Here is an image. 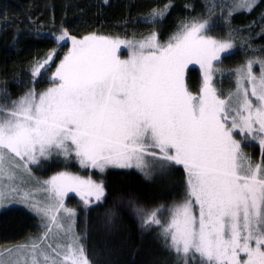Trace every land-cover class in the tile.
Wrapping results in <instances>:
<instances>
[{"label":"snow or ice","instance_id":"1","mask_svg":"<svg viewBox=\"0 0 264 264\" xmlns=\"http://www.w3.org/2000/svg\"><path fill=\"white\" fill-rule=\"evenodd\" d=\"M169 7L153 9L151 16L163 17ZM237 7L251 10L252 0ZM206 27L207 21L184 23L166 45L155 33L140 40L70 37L72 47L52 74L53 87L30 89L10 105L0 104V201L20 194L31 199L23 190L24 174L30 177L29 165L53 152L74 154L81 167L101 172L109 166L144 169L150 156L161 170L179 165L186 173L183 201L136 209L144 225L160 229L178 264H190L189 258L197 264V257L198 264H264V163L253 164L234 135L258 140L264 150V61L237 68L235 91L221 98L213 86V62L233 44L203 35ZM54 39L59 45L68 33ZM121 45L129 49L124 60L117 56ZM56 54L52 49L33 68L34 79ZM193 62L203 71L198 95L185 84V69ZM254 63L261 65L259 75ZM42 184L46 202L32 207L48 221L46 231L20 246V259L11 264H90L79 238L71 236L75 212L63 197L86 189L99 201L103 184L66 171ZM53 229L57 239L61 233L65 239L54 248L48 244L49 252L42 245Z\"/></svg>","mask_w":264,"mask_h":264},{"label":"trees","instance_id":"2","mask_svg":"<svg viewBox=\"0 0 264 264\" xmlns=\"http://www.w3.org/2000/svg\"><path fill=\"white\" fill-rule=\"evenodd\" d=\"M239 2L243 0H0V104L10 105L30 89L40 93L54 85L52 74L70 47L69 42L58 45L54 37L65 31L76 39L95 34L140 40L155 33L166 45L184 23L207 21L208 36L234 46L216 63L219 74L227 71L224 67L236 70L250 59L264 60V0H252L251 10L238 8ZM166 4L170 5L166 14L153 19L152 10ZM54 48V61L34 79L33 68ZM186 79L190 90L200 86L197 70L190 68ZM50 170L40 176L78 168L72 164ZM182 175L177 167L168 181H146L133 169H110L102 180L101 200L86 208L74 195L68 196L90 264H178L160 229L142 226L136 209L169 208L181 202L177 195L185 185ZM37 230V218L28 211L20 207L0 211V249L22 243Z\"/></svg>","mask_w":264,"mask_h":264},{"label":"rangeland","instance_id":"3","mask_svg":"<svg viewBox=\"0 0 264 264\" xmlns=\"http://www.w3.org/2000/svg\"><path fill=\"white\" fill-rule=\"evenodd\" d=\"M239 4H241V3L240 2L237 3V5H239ZM201 22H204V21H201ZM203 35L208 36L206 34V30L204 31ZM86 36H89V35H86ZM68 37H69V39H66L65 41H62V42H69V44H70L69 49H70L72 47V42H71L70 37H72V36L68 35ZM80 39H83V38H80ZM113 39H116V38H113ZM119 39H121V38H119ZM121 40H126V39H121ZM68 50H67V53H68ZM233 50H234V46L229 51L221 53L220 59L223 56L233 52ZM117 56L121 60L127 59L129 56V49L127 47H125L124 45H121V47L119 49H117ZM220 59L218 61L213 62L214 69H218L215 65L217 62L220 61ZM250 60L264 61V60L258 59V58H253ZM247 62L248 61H246L243 65H246ZM190 68H193L199 72L201 81H200V86H198L196 89L195 88L191 89V90L189 88L188 89L191 93H193V95H198L200 92V89L202 87V84H203V71L200 68L199 64H197L195 62L190 63L188 65V67L185 69V73H184L186 86L188 84L186 76H187V72ZM224 68L227 71L223 70L219 74V70H218V71H215L213 73V86L221 94V98L226 99L230 92L235 91L236 73H235V69H231L229 67H224ZM260 71H261L260 63H254L253 64V73L255 75H259ZM215 80H216V82H215ZM53 86H51V87H53ZM234 135H235L236 139L242 140V150L245 154H247L251 158V161L253 164L264 163V150L261 149L258 140L257 141H251L250 138L245 139L244 137H242L238 133H236ZM255 150H256V152H255ZM145 163H146L147 167L144 169H140V168H137L135 166L130 167V168H121V167L109 166V167L105 168V170L103 172H101L99 169H94L91 167H81L77 158L74 156V154L70 158H65L64 156L59 155L56 152H53L47 158H39L37 163L30 164L29 167L31 170V176L29 177L26 173L24 174V179H25V181H27V183L24 184L23 190L29 192L31 194L32 198L25 200L22 198V194H20V195H17L11 199H4L3 201H0V211L7 209V208H11V207L22 208L37 218L38 230L36 232L28 234V236L25 238V240L22 243L15 245V246H12V247L0 249V260L8 262V264H11L12 261L19 260L20 255H21V253L19 251L20 246L30 245L34 240H37L46 231L45 224L48 223V221L42 216V214H38L33 209L32 205L35 201L46 202V194L41 190L43 187L42 182L49 179L51 176H53L57 173H54V174H52L46 178H43L40 175L44 176V174H46V173H47V175H49L52 171L50 169H52L54 166L67 165V166L71 167V165L74 164L78 168L77 172L71 171V170H65V171L69 172L73 175L79 176L84 180L90 179L94 183H97V184H104L103 183V181H105L104 174L107 170H110V169H122V170L133 169L134 171L139 173L142 176V178L146 181H157V180L168 181L173 174V170H175L177 167H180L182 169V172H183L182 180H185V185H184L183 189L179 190L177 196L181 197L183 200L185 199L186 192H187V184H186L187 177H186V173L183 169V166L171 165L170 167H168L164 170H161L159 165L155 164L152 157H150V156L145 157ZM84 171L86 172L85 174L82 173ZM48 172H50V173H48ZM59 172H62V171H59ZM96 173H97L98 177H95ZM104 191H105V189H104ZM70 195H74L76 198H78L81 201V203L83 204V206H85L86 208L88 206H90L92 204V202H94L96 200L94 195L88 196L86 189H81V191H69L64 195L63 202H64V206L67 208H70V209H73V207L71 205H69V203L67 202V198ZM86 200L89 201V203L86 204L85 203ZM197 212H198V210H197ZM163 214H165L167 216V212H164L161 215H163ZM61 217H63L62 213H61ZM140 222H141V225L144 226L142 217H140ZM74 224H75V219L73 218L71 236L78 237L79 238V245L83 246L80 236L76 233ZM65 226L67 227V224H65ZM152 226H155V225H152ZM148 227H151V226H148ZM55 232H56V230L53 229V234H51L50 237L42 245L49 252H51V249H47L48 244H51L52 247L54 248L57 243H61L65 239L63 237L62 233H61L60 239H57L55 236ZM22 254L27 256V251H24ZM197 263H198V260H197Z\"/></svg>","mask_w":264,"mask_h":264}]
</instances>
